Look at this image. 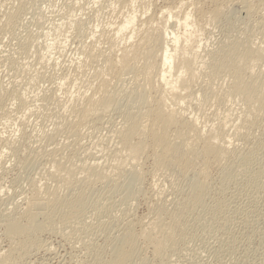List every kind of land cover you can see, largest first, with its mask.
<instances>
[{"label": "rangeland", "instance_id": "obj_1", "mask_svg": "<svg viewBox=\"0 0 264 264\" xmlns=\"http://www.w3.org/2000/svg\"><path fill=\"white\" fill-rule=\"evenodd\" d=\"M112 1L0 0V89L7 91L20 89V94L27 98V103L30 102V110L26 113L13 103L8 106L10 108L9 111L7 109L8 113L4 115L3 112H0V131L2 133L6 131L5 136L8 135L7 131H13L15 147L19 149L17 156H20L17 159L15 158L17 156H12V151L9 148H0V166L5 168L2 178H0V218L15 207L20 210L27 202V198L31 197L28 195H31L36 188L43 189L42 191L47 188L56 189L58 186L61 188L65 185L62 180H67L74 185L72 190L76 189L70 191L62 187L61 191H58L60 196L75 195L80 190L86 191V207L83 216L81 215V218L78 216L76 218L78 220L73 219L75 221H72L73 224L71 222L66 224L69 228L61 220L59 221L62 222V225L56 220L59 225L55 222L56 225H52V229V226H45L46 220L44 224L42 223L43 232L40 237L42 241L44 240L43 244L50 245L47 247L50 249L48 253L45 251L36 253L31 250L28 257L25 256V260L29 264H97V258L106 259L107 257L108 259L110 241L114 238L113 236L117 235L116 229L108 225L114 221L112 218L115 219V223L119 219L118 223L121 224L123 221V217H119L121 213L124 211L130 216L129 211H132L131 217L133 215L132 218L135 221L134 229L140 231L148 223L151 218L150 212L154 211V208L162 206L169 208L170 211L174 210L176 203L181 198V194L176 193L178 192L177 188L187 190L189 180L181 177L176 170L173 169L175 172H171L170 170L157 169L149 159L146 158V161L145 158H141L142 160L138 161L140 165L142 164L143 182L141 180L142 185L140 184V192L138 191L141 195L130 201L128 205L123 206L121 199L125 197V193H121L120 190L119 193L117 185H122L121 183L112 180H107V182L100 180V182L99 177L91 176L89 172L82 170L86 164L92 166L95 162L94 164L98 163L101 166L97 164L99 171L103 168L101 171L114 174L115 160L121 157L119 156L121 153H123L122 156L125 155L124 152H121L117 133L126 126L125 123H129L132 118L142 113L144 106L138 96L141 93L147 92V95L150 93L148 88L147 91L144 87L139 89L142 84L140 83L142 74L139 67L129 69L120 77L108 76L105 78H108L107 80L111 83L110 85L106 80L107 85H110L107 92L110 100L108 109L103 112L99 110L96 115L94 114L87 120V123L79 124L76 121L78 114L74 107L78 104V96H82V93L91 95L95 91L94 88L98 87L99 81L95 82L96 80H93L92 77L103 62L102 58H98L90 63L87 61V63V53L98 50L105 51L107 54L109 43L100 37V31L102 28H104L102 30L109 29L108 31H110L114 28L110 26L113 23L115 26L122 18L117 14L119 9L116 8L113 12L115 5H111ZM220 1L216 0L214 3L207 0V4L205 2L206 5L204 4L203 8L209 10L213 5L220 4L222 2ZM234 1H230L233 2L229 3L230 8H225L224 15L217 18V21L200 19L199 25L202 28L200 52L201 57L206 58L204 59L206 60L205 65L211 63V60L207 58L209 52H213L223 43L234 39L238 40L239 37H241L240 41L247 38L254 45L264 49V1L252 3L251 16L243 15L241 12L244 6L238 3V0ZM162 2V0H154V6L150 9L151 13L149 12L144 18L157 16L162 5L163 7L174 6L169 1L168 4ZM211 3L213 4L211 5ZM185 9L191 11L192 7ZM7 14L10 26L5 25ZM78 22L82 26L75 30L74 24ZM171 24H174V20L170 22ZM70 26L75 28H70ZM47 31L50 32L52 38H45ZM121 42L118 44L119 48L123 47L125 43ZM98 51L94 53H98ZM97 60L99 61L97 62ZM79 64L85 65V68L81 69L82 71L77 68ZM258 71L264 75V64L256 70V72ZM203 72L205 74L198 76L191 85V92L200 94V91L208 85L216 88L215 90L221 88L217 85L225 84L224 86H226L229 79L227 74L219 73L210 77L205 70ZM246 72L244 69V73ZM36 75L41 76L36 79ZM109 77L112 81L109 80ZM74 78H78L79 81H74ZM209 82L212 84H208ZM97 83L98 85H96ZM16 85L17 87H15ZM66 92L70 93V96L64 95ZM155 92L153 90L150 96H154ZM218 94L216 95L218 96ZM222 95L223 93L220 95L222 98L215 95L214 98L210 96L205 101H201L200 96L197 102L195 101L197 97H195L188 107L184 106V109L186 107L185 116L195 115L199 128L207 131L208 127L216 125V120L225 116L227 112H234L233 116L240 113L243 107L241 101L232 99L230 102ZM80 96L79 98H81ZM219 99L221 100L219 101ZM7 102L11 101L7 100ZM257 118L254 128L248 129L247 133L245 129H242L243 135L245 134L243 138L232 137L234 142L232 138L229 139L233 144L229 141L232 144L229 146L232 155L226 172L236 174V177L227 182L221 175L222 171L225 172V169L222 170V164L216 166V163H214L215 165L212 163L213 166L211 164L208 168V177H210L208 181L211 185L208 188L209 196L206 198L205 207L197 209L198 211L195 210L192 215L184 214L188 216H186L187 218L190 217L189 219L185 217V221L182 220L181 227H184V236L175 240V243L167 249V253L160 261H153L149 258L151 256H148L150 255L149 250L145 251L148 259L152 260V263L149 261L147 264H264V112ZM232 121L233 119L229 122L232 123ZM231 123H228L229 126L226 125L230 128L226 130H230L229 133L232 132V124L236 125L239 122ZM241 123L243 122L238 125H242ZM19 124L23 129L20 130ZM17 127L16 134L14 132ZM53 159L55 162L62 163L71 172L70 175L62 174L64 179L61 182L60 180L54 181L49 176L53 172L51 170L53 169L51 165ZM60 183L63 185L61 186ZM220 201L227 202H224L225 210L222 213L213 212L216 202ZM105 206H109L110 210H106ZM99 208H104L106 211L104 212L102 209L101 215L100 211L102 212V210ZM139 220L142 221L141 224H144L141 225ZM105 222L108 223L107 227L100 225L102 227L99 230V224H106ZM0 225V249H3L7 242L3 238L4 227L1 223ZM138 225L142 227L140 228ZM186 226L188 229L185 228ZM31 252L36 253V257L30 254Z\"/></svg>", "mask_w": 264, "mask_h": 264}, {"label": "bare ground", "instance_id": "obj_2", "mask_svg": "<svg viewBox=\"0 0 264 264\" xmlns=\"http://www.w3.org/2000/svg\"><path fill=\"white\" fill-rule=\"evenodd\" d=\"M162 1L165 4H168L169 1L174 6L170 5L163 7L162 5L161 8L158 7L159 14L157 16L153 15L144 18L154 6V0H113L111 4L113 6L115 5L113 12H115L116 8L119 9L118 12H116L118 15H121L122 18H120L118 23L115 22L117 23L115 26H113L114 23L110 26L114 27L110 30L112 31V35L110 31H108L109 29L105 31L102 30L104 28L100 27L102 28L100 37L104 38V40L106 39V42L109 43L107 54H105V51L101 52L98 50L94 51H98V53H94L93 50V53L91 51L87 53L86 62L89 61L90 63L98 58H102L103 62L99 65V69L96 68L97 70L95 71L94 77H92L93 80H96L95 82H97V80L99 81V85L98 83L96 84L98 87L96 86L97 88H94L95 91L91 95H85L86 93L83 94L81 92L82 96L79 95L81 98L78 96V100L80 99L82 102L77 100L78 104L74 107V110H77L76 112L78 115L76 121L79 124H84V122L87 123V120L92 118L94 114L96 115L99 110L103 112L108 109L110 100L107 96V92L111 85L107 80L108 78L105 79L108 76L113 75L114 77H120L129 69L139 67L142 74V80L140 81L142 84L139 83L141 85L139 89L144 87L146 91L148 88L150 93L153 90L156 92L154 96H150V93L147 95V92L144 94L141 93L142 95L138 92L140 94L139 96L137 95L138 99L142 102V106L144 107H142L141 114L132 118L129 123H125L126 126L117 133L121 152H124L125 155L122 156L123 153H121V155H119L121 156L120 158H114L116 159V165H114L115 171L111 167L114 174L101 171L103 168L99 171L97 168L98 163L94 164L95 162L93 164L96 166L93 164L92 166L86 164L82 170L89 172L91 176L99 177V181L107 182V180H112L121 183L122 185H117L119 186L118 191L120 190L121 193H125V197L122 198L121 196L123 199H121V201H123V206L128 205L130 201L133 199L135 200L138 195H141L138 193L139 186L140 184L142 185L143 182L141 177L142 164L140 165L138 163L141 158H145L146 161L149 159L157 169L163 171L170 170L171 172H175L173 169L176 170L181 177L189 180V183L187 190L184 191L177 188L178 192L175 191L181 194V198L179 202L176 203L174 210L172 209L170 211L168 210L169 208L167 209L162 206L154 208V211L152 210L153 212H150L151 218L148 220V223L143 227L138 225V227H142L140 231L134 229L135 221L132 218L133 215L131 217L132 211H129L130 216L124 211L121 213V216L118 215L119 217H123L124 222L122 221L121 224L118 223L119 219L116 220L117 222L115 223V219L113 218L112 221H114L111 224L106 222V224H99V226L103 225L107 227L106 225L108 224L110 227H114L117 235L113 236L114 238L110 241L111 244L109 243L110 248L109 246L108 248L111 251H109L110 254L107 252L110 255L108 256L109 258L107 259L106 256L107 260L104 258H97V264H103L105 262H103V260H106L104 264H147L150 261L145 255V251L147 250H149L148 253H150L148 256H151L149 258L153 261H160L167 253V249L175 243V240L178 239V237L184 236L185 230L184 227H181V225H183L182 220H184L188 214L192 215L195 210L205 207L206 198L209 196L208 188L211 185H209L208 181V178H210L208 177L209 166L212 163H216V166L222 164V170L225 169V172L222 171L221 175L227 182L236 177V174L226 172V168L229 167L228 162L229 159H231L230 156L232 155V150L229 147L232 142L229 139L232 137L239 139L243 138L245 134L243 135L242 129H245L247 133L248 129L254 128L255 119L264 112V75L259 71L256 72V70L264 64V49L254 45L252 41L247 38H244V41H240L241 37H239V39L237 38L238 40L232 39L233 41L227 43L222 42L223 44L218 46L216 50L209 52L207 58L211 60L210 64L205 65L206 60L204 59L206 58L204 57L203 59V57H201L200 37L202 28L199 25V23H201L200 19H208V21L212 22L214 20L217 21V18L222 16L224 9L227 7L230 8L228 5L229 3H233L230 2L232 0H221L222 2L220 1V4L213 5L209 10L203 8L205 2L207 4V0ZM209 1L215 3L216 0ZM254 1L262 3L264 0H238V3L244 6L243 11L241 9L243 15L251 16V7ZM234 2H236V0ZM212 4L213 3H211V5ZM188 7H192V10L188 11L185 9ZM173 20L174 24L170 25V22ZM5 23L6 26H10L8 14L6 15ZM78 23L74 24L76 28L72 26L75 30L82 26L80 22ZM72 27L70 26V28ZM261 27L263 28V26ZM47 32V34L45 33V38H52L50 37V32ZM121 41L125 43L123 47L119 48L118 44H120L119 42ZM99 60H97V62ZM84 66V64H79L77 68L78 70H83ZM244 69L247 71L246 73H244ZM203 70H205L206 74L210 77H214L219 73L227 74L229 79L226 86H224L225 84L223 86L221 84V86L217 85L221 88L215 90L216 88L214 89L213 86L208 85L200 91V94L191 92V85L198 76L204 73ZM36 76L37 79L41 75L39 77L38 75ZM106 80L110 83L109 86ZM74 81H79V79L74 78ZM210 83L211 82L208 84ZM15 87H17V85ZM17 90L18 91H7L2 88L0 89V112H3L4 115L8 113L7 109L9 111L10 108H8V106L10 103L16 104L18 109L20 107L22 111L24 110V113L30 110V102L27 103V98L23 94H20V89ZM142 90L145 92L144 89ZM219 92L221 94L223 93L230 102L232 99L233 101H241L243 107L240 113H236L234 116V112L231 113L229 111L226 115L224 113L225 116L218 119V121L216 120V125H212V127H208L209 130L204 131V129L202 130L199 128L197 124L198 119L195 115H191L192 117L190 115H188L189 117L185 116L186 107L184 109V106L187 105L188 107L192 103V99L195 100V97H197V100H195L196 102L200 96L202 98V100H200L205 101L210 96L214 98ZM65 94L69 95L70 93L66 92L64 95ZM221 94H218V96ZM34 97H36L35 94ZM32 99L34 100V98ZM7 100L11 102H7ZM220 100L221 99H219V101ZM152 103L154 104L152 105ZM220 103L219 105H221ZM228 104L230 103L228 102ZM90 112L94 113L92 114ZM232 119L239 123L233 125V121L232 123L229 122ZM240 122H243L241 123L242 125H238ZM228 123L232 124L231 133H229L230 130L226 131L227 128L230 129ZM226 125L228 126L226 127ZM18 127L14 132L16 134L18 132ZM21 129L23 128L20 126V130ZM5 132L6 131L2 133L0 131V148H9L12 151V156L19 155V153H17L19 149L15 147V137L13 138L12 134L13 131H7V136L4 135ZM233 138L232 141L234 142ZM15 158L18 159L20 156ZM15 158L13 159L15 160ZM51 163L53 168L51 170L53 172L49 176L52 180H60L61 182V180L64 179L62 174L65 173L70 175V170L66 169L62 163L58 161L55 162V160L51 161ZM213 164L211 166H213ZM126 166H128V168H126ZM4 169V166H0V178H2L1 176ZM178 174L177 176H179ZM62 181L65 185L62 186L63 184H60L65 190L68 189L71 191L73 189L72 186L74 185H72V182L67 180ZM61 188L58 186L56 189L47 188L46 190L44 189V191H42L43 189L36 188L31 195H28L31 197L27 198V202L24 203L20 210H17L15 207L11 212H8V214L5 213L6 215L4 214V216L0 218V223L4 227H2V231H4L3 238H5L7 242L4 248L0 249V264H29L26 262L25 256H27L31 250L36 253H44V251L48 253L50 248L47 249V247H50V245L46 246V243L43 244L44 240L42 241L40 237L43 232L42 226L45 220V226L51 227L55 224L56 220L58 223L60 222L59 220H61L65 225L70 222L73 224V222H75L73 219H76L78 216L81 218V215L83 216L86 207V191L80 190L79 193H74L75 195L68 194V196L65 195V197H63L58 193V191H61ZM224 202H216L217 204H215L213 212L222 213L226 208ZM105 207L106 210L109 209V206ZM100 209L104 210V208H99V210ZM103 210L102 212L100 211L101 215ZM106 210H104V212ZM147 217L149 218V216ZM62 222H60L61 225ZM141 222L142 221H140V224ZM66 226L68 227V225ZM101 227L102 226H100L99 230H101ZM52 228L53 226L51 229ZM185 228H187V226ZM71 231H73L72 228ZM73 234L75 233L73 232ZM111 234L112 232L110 235ZM71 237L73 236L71 235ZM30 254L33 253L31 252ZM35 254L33 255L35 256ZM98 256L101 257L100 255Z\"/></svg>", "mask_w": 264, "mask_h": 264}]
</instances>
